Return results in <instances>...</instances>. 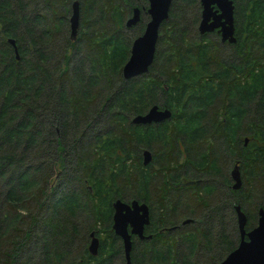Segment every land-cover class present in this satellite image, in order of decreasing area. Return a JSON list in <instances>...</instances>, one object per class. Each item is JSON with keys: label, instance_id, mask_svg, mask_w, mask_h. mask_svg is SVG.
I'll use <instances>...</instances> for the list:
<instances>
[{"label": "trees", "instance_id": "1", "mask_svg": "<svg viewBox=\"0 0 264 264\" xmlns=\"http://www.w3.org/2000/svg\"><path fill=\"white\" fill-rule=\"evenodd\" d=\"M233 3L227 43L196 31L199 0H172L148 71L125 80L147 0H0V264H125L111 227L116 199L149 207L150 238L131 237V264H218L240 239L235 206L245 231L256 225L264 0ZM135 7L140 19L127 28ZM153 105L171 117L132 123Z\"/></svg>", "mask_w": 264, "mask_h": 264}, {"label": "water", "instance_id": "2", "mask_svg": "<svg viewBox=\"0 0 264 264\" xmlns=\"http://www.w3.org/2000/svg\"><path fill=\"white\" fill-rule=\"evenodd\" d=\"M201 5L198 32L206 34L217 32L221 34L222 41L228 39L234 42V3L233 0H199ZM172 0H147V13L149 19L145 24L142 34L135 37L131 44L130 55L124 63L121 73L125 80L145 74L154 60L159 29L168 18L169 8ZM140 19V9L135 7L133 14L126 21V27H132ZM71 40H75L79 30V2L74 1L71 6L69 18ZM14 47L16 57L17 49L13 39L8 40ZM171 111L168 108H159L157 105L150 107L144 114L132 118L134 124H150L168 120ZM246 141V140H245ZM144 165L151 162L152 155L148 149L142 152ZM233 181L232 188L239 190L242 187L241 173L238 163L230 170ZM112 230L121 241L124 251L125 264L130 263V252L132 246L131 237L140 240L149 239L150 235L144 234V228L149 224V207L144 202L131 200L126 202L116 199L113 204ZM237 225L240 239L237 246L230 251L218 264H264V208L258 211L256 225L249 231H245L247 221L245 213L239 205L235 206ZM189 220H186L188 222ZM99 239L94 231L89 234L88 251L92 256L98 253Z\"/></svg>", "mask_w": 264, "mask_h": 264}, {"label": "flooded vegetation", "instance_id": "3", "mask_svg": "<svg viewBox=\"0 0 264 264\" xmlns=\"http://www.w3.org/2000/svg\"><path fill=\"white\" fill-rule=\"evenodd\" d=\"M199 3H200V1H199ZM200 7H201V5H200ZM139 8V7H138ZM200 11H201V8H200ZM146 13H147V11H146ZM147 16H148V19H149V15H148V13H147ZM147 19V20H148ZM199 19H200V16H199ZM198 22H199V20H198ZM197 27H198V23H197ZM198 30V29H197ZM234 31H235V28H234ZM210 33H217V34H219V36H220V40H221V42H227V43H234L235 42V37H234V42H230L228 39H226L225 41H222V39H221V34L219 33V32H217V29H215L213 32H210ZM207 34V33H206ZM233 36H234V32H233Z\"/></svg>", "mask_w": 264, "mask_h": 264}, {"label": "rangeland", "instance_id": "4", "mask_svg": "<svg viewBox=\"0 0 264 264\" xmlns=\"http://www.w3.org/2000/svg\"><path fill=\"white\" fill-rule=\"evenodd\" d=\"M196 31H198V30H196Z\"/></svg>", "mask_w": 264, "mask_h": 264}]
</instances>
